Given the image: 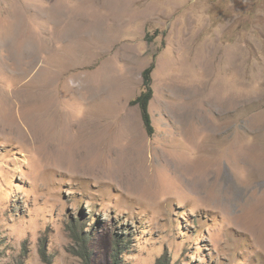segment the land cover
<instances>
[{
    "label": "rangeland",
    "instance_id": "1",
    "mask_svg": "<svg viewBox=\"0 0 264 264\" xmlns=\"http://www.w3.org/2000/svg\"><path fill=\"white\" fill-rule=\"evenodd\" d=\"M263 175L264 0H0V264H264Z\"/></svg>",
    "mask_w": 264,
    "mask_h": 264
},
{
    "label": "bare ground",
    "instance_id": "2",
    "mask_svg": "<svg viewBox=\"0 0 264 264\" xmlns=\"http://www.w3.org/2000/svg\"><path fill=\"white\" fill-rule=\"evenodd\" d=\"M50 79V78H49ZM49 81V80H48ZM52 81V80H51ZM50 83V82H49ZM44 85V84H43ZM54 85V84H53ZM41 86V85H40ZM45 87V86H44ZM39 88V87H38ZM53 88V87H52ZM46 90V89H45ZM43 91V90H42ZM39 97V96H38ZM21 99V98H20ZM35 100V99H34ZM40 101V99H37L36 100V102H39ZM46 101V100H45ZM41 102H42V99H41ZM52 102V101H51ZM46 104H47V102H46ZM57 117H58V113L57 112H54L53 113V115H52V122H53V124H52V126H54V127H57V128H59V127H62L63 128V130H64V132H66L67 134H69L72 130H76V128H77V125L75 124V123H72V122H63V121H60V120H57ZM88 126H87V128L91 131V132H96L99 128H100V126L94 121V120H91V122L89 123V124H87ZM86 127V126H85ZM124 139L125 138H127V137H125V136H127V134L124 132ZM122 136V137H123ZM38 138V137H37ZM123 139V140H124ZM115 140V139H114ZM123 140H121L122 142H124ZM31 141H33V140H31ZM35 141V140H34ZM38 141V140H37ZM37 141H35L36 143H37ZM40 141V140H39ZM116 141H118V140H116ZM115 141V142H116ZM117 143V142H116ZM31 144V143H30ZM98 145L97 144H91V145H89L88 146V148L87 149H89V151L93 154V152H95V153H97L98 152ZM124 147V146H123ZM122 150H123V148H122ZM134 155L135 157L137 156L138 158H139V160L141 161V160H144V157H145V155H143V152L141 151V150H137V151H128V152H125V153H123V154H121V155H123L124 157H120L122 160H123V162L130 168V170H129V168H127L128 170L126 171V173L121 177V180H120V183H121V185L122 186H124V187H126L127 188V191L129 192V193H139V194H143V193H146V192H148L149 190H153V189H150V188H154V186H152L153 185V183L154 184H156L155 182H152V181H149L150 179H151V177H152V175L154 174V170H149L148 171V169L146 168V166H144L143 168L144 169H135V167H132L131 166V164H132V162H129V160L131 161V155ZM120 155V156H121ZM68 156V155H67ZM70 158V157H69ZM76 161V160H75ZM133 161V160H132ZM176 162V160L175 161H168L167 159H166V161H165V163H166V165L168 166H173L174 168H176V169H181V168H185V169H188V168H191V167H194L193 165H189V164H186V163H181V162H179L178 164L177 163H175ZM59 163V162H58ZM136 163V162H135ZM58 165V164H57ZM135 166V165H134ZM198 166H196V168H197ZM173 168V169H174ZM199 168V167H198ZM89 170H91V171H94V172H96V171H98V170H96V169H93V168H88ZM172 169V170H173ZM194 168H192V170H193ZM212 169H213V171L215 170V167H212ZM175 170V169H174ZM195 170V169H194ZM251 170H253V169H251ZM250 170V171H251ZM193 172V171H192ZM248 172V171H247ZM252 173V172H251ZM191 174V173H190ZM117 175H119V173H117ZM254 175V174H253ZM149 176H151V177H149ZM180 176H181V174H180ZM252 176V175H251ZM264 176V175H263ZM116 178H117V176H116ZM190 178H191V176H189V180L187 181V180H184V181H187L188 183L187 184H189V186H190V189L192 190V192H193V190L194 189H198V186L200 185V181L201 180H203V179H198V178H196V177H193L191 180H190ZM254 178V177H253ZM256 178V177H255ZM154 181V180H153ZM190 181V182H189ZM205 182H208V181H202V184H205ZM209 184V183H208ZM210 185V184H209ZM246 185V188H247V190H249V189H251L252 188V186L251 185H247V184H245ZM188 186V185H187ZM203 186V185H202ZM202 186H201V190H202ZM205 186V185H204ZM204 186H203V188H204ZM206 189V188H205ZM208 189V188H207ZM243 190V192H245L246 191V189L245 188H243L242 189ZM253 191V190H252ZM154 192V191H153ZM201 192H203V191H201ZM242 191H241V194L242 195H244V193H243ZM235 193V198H237L238 196L236 195V192H234ZM197 194H200V193H197Z\"/></svg>",
    "mask_w": 264,
    "mask_h": 264
},
{
    "label": "trees",
    "instance_id": "3",
    "mask_svg": "<svg viewBox=\"0 0 264 264\" xmlns=\"http://www.w3.org/2000/svg\"><path fill=\"white\" fill-rule=\"evenodd\" d=\"M153 70L152 68L148 69L145 71L144 73V92L143 94L137 98L134 103L138 104L141 108L142 114H143V118H144V122L146 124V127L151 131L152 130V120H151V116H150V112H149V107H150V103L153 99V90H152V80H151V74H152ZM80 242H84V239H80ZM120 243H122V241H120L119 239H117L116 241V248H114V252L116 254H114V264H117L118 262V255H120L122 252H120L121 248H120Z\"/></svg>",
    "mask_w": 264,
    "mask_h": 264
}]
</instances>
